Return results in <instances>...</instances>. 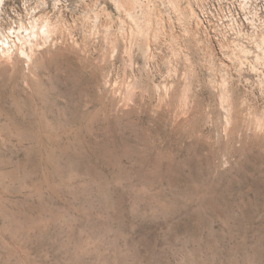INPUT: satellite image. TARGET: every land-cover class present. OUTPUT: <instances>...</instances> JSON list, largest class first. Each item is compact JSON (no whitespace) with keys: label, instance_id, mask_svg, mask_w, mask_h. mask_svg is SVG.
<instances>
[{"label":"rangeland","instance_id":"1","mask_svg":"<svg viewBox=\"0 0 264 264\" xmlns=\"http://www.w3.org/2000/svg\"><path fill=\"white\" fill-rule=\"evenodd\" d=\"M0 264H264V0H0Z\"/></svg>","mask_w":264,"mask_h":264},{"label":"bare ground","instance_id":"2","mask_svg":"<svg viewBox=\"0 0 264 264\" xmlns=\"http://www.w3.org/2000/svg\"><path fill=\"white\" fill-rule=\"evenodd\" d=\"M228 100L229 99H227V98H225V102H227L228 103ZM187 102H188V99H187V95L184 97V106H186L187 105ZM186 109V108H185ZM169 210V209H168Z\"/></svg>","mask_w":264,"mask_h":264}]
</instances>
